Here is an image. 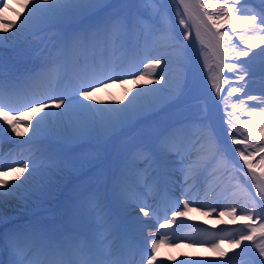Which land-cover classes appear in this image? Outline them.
Wrapping results in <instances>:
<instances>
[{"label": "snow or ice", "instance_id": "1", "mask_svg": "<svg viewBox=\"0 0 264 264\" xmlns=\"http://www.w3.org/2000/svg\"><path fill=\"white\" fill-rule=\"evenodd\" d=\"M0 5L7 7L4 0H0ZM179 6L183 9H177L183 32L164 14L163 0H118L117 3L106 0H24L27 14H20L19 24L0 21L3 23L0 31L4 33L15 28L13 36H0V49L14 39L32 37L38 45H43V54L52 39L44 35L50 26L79 22L95 17L103 9H113L97 23L57 38L53 47L60 55L46 60L39 72L22 76L10 74L6 72V63L0 54V174L22 170L13 181L0 178V202L8 196L20 198L23 193L39 190L49 183L60 167L62 143L87 135L98 125L111 130L142 118L145 112L157 109L164 102H178L189 89L190 82L185 73L179 77L174 92L164 87L169 83L165 68L170 62L164 54L145 55L134 66L125 67L123 62L127 59L129 65L134 63L143 41L144 48L149 51L157 44L162 48L180 49L182 55L178 64L183 71L188 64L187 45L183 41L190 39L193 28L201 45V55H204L207 45L201 37L200 26L216 39L223 57L232 61L248 58L242 63H225L223 58H217L218 65H223L235 77L234 81H224L229 84L227 95L220 97L225 108L231 96L242 94L231 104L233 110L226 111L224 123L228 125L226 134L231 143L240 146L233 151L243 165L229 159L226 145L220 143L214 127L206 122L207 117H200L194 125L183 124L166 130L159 137L160 150L177 166L176 171L161 174L153 170L154 174H149L147 168L137 171L126 167L114 173L111 178L112 199L118 213L114 215L93 197L87 211L93 216L95 227L88 238L67 234L52 240L30 230H0V257L7 254L6 264H163L157 261L158 247L166 242L175 246L176 240L159 230L170 229L179 218L201 210L191 206L194 201L187 198V193L183 194V200L172 199L170 185L175 182L174 177L179 174L183 178L182 184L198 177L201 186L211 185L216 179V165L220 162L234 170L232 179L237 185L239 174H242L245 182L256 189L255 193L247 191L251 207L247 204L241 207L239 210L243 216L238 217L237 206L224 205L223 210H219L206 205L202 206L208 209L203 215L240 219L246 231H240L238 238L226 231L223 237L211 243L212 250L221 258L219 260L181 259L178 264H228L223 259L228 253L220 251L225 240L240 248L243 242L253 241L257 235L264 237V47H260L264 45V0H207V3L205 0H195V3L179 0ZM193 8L202 13L197 17L198 25L189 23L195 15ZM224 21L232 22L230 30L221 29ZM234 37L238 43L234 42ZM256 48H260L259 52L253 51ZM257 58L262 81L259 88L255 87ZM141 65L143 71L139 72ZM205 67L211 71V65L205 63ZM154 76L158 77L156 85L159 87L147 79ZM129 78L134 79L138 87L125 97L127 103L111 105L100 102L98 105L92 102L93 93L98 88L117 81L123 83ZM210 79L215 93L220 96L225 89L217 83L218 77L212 74ZM254 91L259 95H253ZM28 114L34 116L25 119ZM193 126L198 128L200 135L188 134ZM12 134L27 137L17 141L18 145L32 147L18 157L11 153L5 157L2 145L5 140L13 139ZM170 137L180 139L169 144ZM143 151L147 153L149 149L143 148ZM257 156L259 160L254 163ZM244 167L247 172H243ZM162 197L167 199L164 223L159 222V200ZM169 210L172 213L170 218L167 217ZM151 222L158 224V230L156 235L149 233L145 236L146 241L150 239V247H147L139 242L138 237ZM4 223V217L0 215V225ZM203 243L193 241V245L202 246ZM257 247L259 256L264 257V246ZM36 248L48 249L51 258L46 261L31 258ZM0 264L5 262L0 260ZM258 264H264V260H259Z\"/></svg>", "mask_w": 264, "mask_h": 264}, {"label": "bare ground", "instance_id": "2", "mask_svg": "<svg viewBox=\"0 0 264 264\" xmlns=\"http://www.w3.org/2000/svg\"><path fill=\"white\" fill-rule=\"evenodd\" d=\"M117 1L118 0H106V2H109V3H115ZM4 4H6L7 7L3 6L2 9L0 10V21H3V20H6L8 22L16 21L17 24H19L20 14H25V15L27 14L26 9L23 7L24 0H4ZM101 13H102V18H103L105 16L104 9L101 10ZM87 20L84 19V20L79 21V22L54 24L46 30L45 34L47 33V31H49V29H54L55 30L54 33L56 34V37L59 38L60 36H63L65 34L69 33L68 28H70L71 32L77 31V29L75 28V26L77 24H80L82 29L86 28L87 27L86 26ZM193 24L198 25L196 22H193ZM222 25H224V22ZM225 25H226L225 27L228 28L226 21H225ZM2 28H3V23H0V30H2ZM192 30L194 32L196 31L195 28H193ZM200 32H201V37L204 39V34H203L201 27H200ZM14 33H15V28H12L7 33L0 31V36H13ZM18 41H19V43L17 45ZM22 41L28 43V42L35 41V40L32 37H29L27 39H25L24 37L14 39L11 42V44H9V45L16 47L14 52H7V53L0 52V54H2L4 60H12L13 62H15V61H19V60L20 61L24 60L26 58L25 54L23 53V50H20V49H22L21 48V42ZM198 44H200V43L197 40V42L195 44L196 51L194 54L193 65H192L193 66V68H192L193 73H191L193 75V80L197 81V79H199V83H200V84H197L195 91H196L197 95H202L207 100L210 98L216 100L217 94L215 93V91L212 87L210 75L215 74L218 77L217 83H219L221 87H223V85L228 86L229 84H227V83L224 84V81L226 80V75H224L220 71V70H222L221 69L222 66L218 65V60L216 59L217 55L215 54L214 50H212L211 47H209V45H207L206 43L205 44L207 45V47H205V49H204V53L206 54V56L201 55L200 62L197 60V57L199 59L198 54L201 51V49L197 46ZM37 45L38 44L35 42L33 48L31 49V51L33 50V53H34V58H33L34 60L33 61H34L36 66L34 68L31 67L30 69H27V70L25 69V67L22 68L20 71L21 76L27 75L29 73H36V72L41 71L42 67H40V66H43L44 62L46 60H48L50 57L52 59H54L52 54H49L46 51L43 52V54H42L41 49H37L38 48ZM241 47H242V45H241ZM260 47H264V45H261ZM259 50H260V48H256L253 51L259 52ZM71 54L72 53L70 52L69 55H71ZM247 59L248 58L245 57V58H241L240 61H232L229 58L226 63H229V62L242 63L244 60H247ZM205 63L211 65V71L209 70V68L205 67ZM125 64H127V63H125ZM259 64H260V60H259V58H257V60H256L257 76L255 78V80H256L255 81V87L256 88H259L261 86V83L259 82L261 80V78L259 76ZM14 69H16V66L6 65L5 70H6V72H9L11 74L10 71L14 70ZM225 70H227V69L225 68ZM167 76L169 78V77H171V74H167ZM151 80L153 81V85H155L157 87L160 86V85H156V80H157L156 78H152ZM123 83L126 86L125 90L120 88V86H118L119 83H109L107 85V87L98 88L93 93V101L92 102L97 103L98 105L100 102H104V104H111V105H119L120 102L127 103V100L125 99V97H129L131 93H133L134 91L137 90V87H133L134 86L133 84L137 83V82L134 79H130V80H125ZM161 84H163V82H161ZM167 85H169V83ZM167 85H164V86L166 87ZM126 94H129V95H126ZM252 94L253 95H259V92L254 91ZM239 95H242V94H234V96H233L234 101L237 100ZM170 104H172V103H170ZM164 105H165L164 107L161 106L162 109L167 108L169 103L165 102ZM149 112L150 111L145 112L144 114H149ZM33 116H34V114H28L25 116V119H31ZM135 121H137V120H134L132 122L134 123ZM257 126H259V125H257ZM122 132H123L122 126H117L111 130H106L104 126L98 125L96 127V129L94 131L90 132L89 134L84 135L78 139H75V140L71 141L70 143H62L60 146V150H59L60 167L52 175L51 181L49 183L41 186L39 188V190H33L31 192H28V193H23L20 196V198H17L15 196H8V197H4L3 201L0 202V215H2L4 217V221H5L4 224L9 223L10 221H12L15 218H21L23 220L24 225H30L34 221V219L40 218V217H46L47 222H42V224H41V226L45 225V227H38L36 229L30 228L27 230H30L36 234L42 235L45 238L52 239V240H58L62 236L69 234L63 229V226H62V223L65 222V219H66V217H65L66 213L64 211V206H65L67 194H64V193L67 192L68 184L71 181L78 178L81 171L86 169V167L93 161L92 159H93V153H94V151L88 145L79 146V144H83V143L84 144H90L93 142L104 143V142L108 141L109 147H108L107 152H108V154H110L116 137H118ZM196 132H197L196 128L191 127L188 131V134L189 135H191L193 133L196 134ZM30 134L31 133L29 132V135ZM146 138L149 142H152L150 134H147ZM26 139H27V137H15L16 141L26 140ZM202 141L203 140H201V142ZM152 146H153V149L155 151L158 152V150H159L161 152L160 145H158V147H156L152 143ZM29 147H32V146L26 145L24 148L15 149L14 150L15 154L13 157H18L20 153L27 151V148H29ZM228 151H229V154L232 156L233 159H235L239 163H242L240 160L236 159V157L234 155L235 153L233 154L231 152L232 150L228 149ZM109 156L106 157L104 160V165L108 168V171L111 170V165H110L111 159L109 158ZM135 157L139 158L140 156L135 155ZM69 159H71L72 161L66 163V161ZM258 160H259V156L256 157V162ZM224 166H225V164L223 162H220L216 165V169H217L216 179H215L214 183H212L211 185L200 186L198 177L192 182V190L194 189V187H195V189L197 187L195 193H199L200 196L205 194V196H203V197H206V200L211 199V201H210L211 206H213L212 205L213 203L219 202L220 196H222V194L219 191L222 186L220 187V182L217 180V175L219 176L220 172L222 174H225L223 172ZM176 167L177 166H174L175 169H176ZM87 169H88V167H87ZM226 170H227V168H226ZM20 171H22V170L0 174V178L6 179L9 181H13L14 177L20 176ZM25 175H26V173H25ZM22 179H23V177H21V180ZM108 180H109V176H105L104 180L101 183V185L104 188L100 193L99 200L102 202L103 205H105L107 207V209L108 208L113 209L114 211H116L118 213V209L116 208V205H115L112 197L107 196V194L109 192ZM192 180L193 179H190L188 182H191ZM14 182L19 183L20 181H14ZM172 188H175V185H172ZM206 188L208 189L207 191H206ZM226 189L229 191V193L228 192L227 193L230 196H232L236 191V189L231 185L229 187H227ZM203 191H206V193H202ZM163 200H165V198H163ZM226 201H231V200H228V199L222 200V207L226 204ZM74 202H75V204H77L78 196L74 198ZM87 202H88L89 206L92 203L89 198L87 199ZM226 205L237 206L238 204H237V202H235V203L231 202L230 204H228V202H227ZM217 208H218V206H217ZM237 208H238L237 216H239L238 214L241 212L239 210L240 207L237 206ZM206 210H208V209L206 208L203 211H201L200 217H198V215H196V214H193L192 217L195 220H198L197 218H200L201 222L205 223L209 227L218 228V231H220L221 227H224L226 225H230L234 222L239 221V219L233 220L231 217H228L226 215L223 217H219L217 214H213L211 216H205V215H203V212ZM220 210H222V209H220ZM89 215H91V214L89 213ZM72 227H77V225L75 223H72ZM18 231H22V230H18ZM216 239L218 240L219 237L217 236ZM223 246H224L225 252L230 254V255H232L230 252H234V251L237 252L238 251V250H234L235 245H233L231 243H223ZM164 255L170 256L171 254L167 253ZM31 258L39 260V261H46V260L51 258V254H50L49 250L46 248H36V249H33V252L31 254ZM1 260H3L6 264V261L8 260L7 254L3 255Z\"/></svg>", "mask_w": 264, "mask_h": 264}, {"label": "rangeland", "instance_id": "3", "mask_svg": "<svg viewBox=\"0 0 264 264\" xmlns=\"http://www.w3.org/2000/svg\"><path fill=\"white\" fill-rule=\"evenodd\" d=\"M192 2L195 3V0H192ZM163 3H164V9H163L164 14L167 16V18L169 20H171L174 24H176L178 26V30L179 31L183 32V26L179 25V17L177 16V9H176L175 5L173 4L172 0H163ZM205 3H207V0H205ZM2 7L3 6L0 5V10L2 9ZM104 12H105V9H104ZM193 12L196 13L198 16H202V13L199 11L198 8H193ZM88 21H89V19L87 20V24H86L87 27H88ZM225 26L226 25H225V21H224V25H221V29L222 30H226V31L230 30V28L228 26H227L228 28H226ZM75 28L77 29V31L82 29L80 24H77L75 26ZM46 37H48V36L46 35ZM212 38L214 39V43H215L216 48L219 50V48H218V46L216 44V39L213 36H212ZM180 39L183 40L182 35H181ZM196 42H197V40H196ZM196 42H195V44H196ZM18 43H19V41L17 42V45H18ZM183 43H184V41H183ZM184 44L187 45V48H186L185 51H186V55L188 57V64H187V67H188V65L190 66V55H191V52H192V49H193V44L190 41L188 43L185 41ZM142 45H143V41H141L140 47ZM12 47H14V46H12ZM37 47H38V45H37ZM42 47H43V45L40 47V49H42ZM140 47L138 49V52L143 50V48H144V46H142L141 48ZM14 48L16 49V47H14ZM37 49H39V48H37ZM54 49L56 50V48H54ZM3 50H11V48L4 47L3 49H0L1 52ZM7 52H11V51H7ZM7 52H2V53H7ZM138 52H137V55L135 57V61L134 62H137L139 64L140 61L144 58V56H143L142 53L138 54ZM158 54H164L166 56V58L170 61L168 63V65H167V67L165 68V71H167L166 74H171V77L168 78L169 79V85H167L166 88L169 90V92H173L172 89L173 88L176 89L179 77L186 73L185 69L187 67L185 69H183V71H182L180 65L178 64V59L182 55V52H181L180 49H177V48H162V47L159 46V44H157L154 48L151 49V51L147 55L155 56V55H158ZM221 58H223L224 61L229 59V57H223V55H222ZM5 61H7V60H5ZM125 61L126 60H124V62ZM6 65H8V64H6ZM161 67L164 68L165 65L162 64ZM141 68L143 69L142 65H141ZM176 68H177V72H176ZM152 78H155V77H152ZM175 78H176V80H175ZM156 79H158V77H156ZM175 81L177 82V84H175ZM171 84H174V85L171 88H169ZM148 87H152V85H148ZM122 89L125 90L126 86L124 85V87ZM226 89H225V91H226ZM225 91L221 92V94H222L221 97L227 95V91L226 92ZM199 101L200 100H192V101H190V99H187V100H185L182 103L183 104L182 107H180V106L177 107L176 106V107L172 108L171 110L169 109V110L163 111V113H160L159 117L156 119V121H157L156 123H162L161 125H163L164 123H166V124L170 123V125L173 127L175 123H178L181 120L182 124H186L187 121H191L192 120L190 117L194 116L197 113L199 114L198 119L200 117H207L208 120L206 122L207 123H211L212 116L209 117L204 112H205L206 109H207V112H210L211 107H212V103L209 102V103L205 104L204 106H202L201 102H199ZM233 102H234V99H233V96H231L229 98V100L227 101V104H228L227 109L225 108V102L222 99H220V101H218V104H217L219 109H220V111H221V115L218 112H216L217 117H218L217 124H219V126L221 125L225 132H226V129L228 128V125L226 123H224V119H225V116H226V111H232L233 110L231 108V104ZM164 106L165 105H163V107ZM214 110H215V107H212V111L211 112H214ZM198 119H196V120H198ZM227 138L231 142V138L229 136H227ZM140 141H141V135H140V133L137 130H134L132 133L124 136L122 138V142L120 144L121 146H124V147H122L121 149L117 150L116 156H115V160L116 161L117 160H119V161L122 160L126 156L127 151L130 149V147H133V148L139 147L138 143H140ZM141 146H143V145H141ZM234 146L235 147H233V149H236V148L240 147L239 145H234ZM228 147H229L230 150H232L230 146H228ZM158 153L161 154V152L159 150H158ZM146 157H150V156L145 154V153H143V157H142L143 158V162H140V163L136 162L135 165L138 168H141V167H143V169L147 168L149 174H152L153 173V167L151 166V164H154L155 160L152 157H150V158H146ZM236 162H238V161H236ZM253 162L255 163V160ZM239 164L243 165V163H239ZM226 168H227V170H226ZM228 168H229V166L228 167L224 166V168H223V172L225 173V175L229 174ZM243 169L247 170L246 167H244ZM257 173H259V172H257ZM220 174H222V173L220 172ZM230 179H231L230 177H227V181H229ZM92 180H94V175L90 174V176H88L87 179L84 180L82 185L78 184V189H76V193L82 197V193L87 191L88 188H89L90 193L94 194L96 192V190H95V188L93 189V185L94 184L92 183V185H91ZM224 182H222V183H224ZM238 186H239L240 190H244L246 192L245 193L246 195H247V191H251L253 193H255V191H256V189L254 187H250L245 182V178L243 177L242 174H240V181H239V185ZM228 193H229V191H228ZM246 198H247L246 201H245L246 203L244 202V196L240 200L241 207H244L246 204L248 205V207H251L250 203H248V197L247 196H246ZM203 200H206V197H204ZM206 201H209V200H206ZM205 208H207V207H205ZM203 210H201V211H203ZM201 211H199V215H200ZM242 215H243V213L240 214L239 216H242ZM197 219H199V218H197ZM239 221H240V219H239ZM239 221H238V224H233V225H230L229 227L226 226L222 230L224 231V233L226 231H231L232 237L233 238H238L240 231H246V229L242 228L243 222L239 223ZM18 222L15 223V225L16 224H20ZM41 223L42 222H40V221L33 222L31 227H41ZM255 223L258 224L259 221H256ZM16 226L21 227L20 225H16ZM2 227H4V226H2ZM6 228H7V230H2L3 228L1 229V227H0V230L6 231V232L9 231V230L10 231L15 230V228H13V227H6ZM17 229H18V227H16V230ZM257 245L264 246V237L257 236L253 241H245V242H243L241 244V247L237 248V249L234 246L235 250H238V251L237 252L235 251V253L232 254V255L228 254V257L230 258V263H231V258H233V260H232L233 264H258V261L259 260H264V257L259 256V248L257 247Z\"/></svg>", "mask_w": 264, "mask_h": 264}]
</instances>
